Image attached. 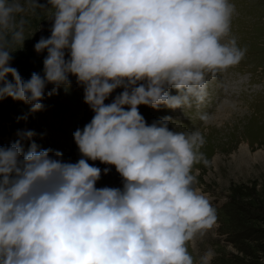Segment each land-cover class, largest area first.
Returning a JSON list of instances; mask_svg holds the SVG:
<instances>
[{
  "label": "clouds",
  "instance_id": "9594fccd",
  "mask_svg": "<svg viewBox=\"0 0 264 264\" xmlns=\"http://www.w3.org/2000/svg\"><path fill=\"white\" fill-rule=\"evenodd\" d=\"M47 5H50L48 7ZM0 0V99L44 108L45 95L76 78L94 115L73 138L81 158L41 148L32 137L0 146V264H196L188 243L211 229L216 209L196 188L195 163H208L198 130L177 132L171 117L151 124L139 105L182 108L205 91L206 73L247 53L231 35L230 0ZM52 20L43 75L11 66L26 20ZM11 74L12 80L7 79ZM53 85L46 93V86ZM122 88L111 100V94ZM176 89V94L170 90ZM127 106V107H125ZM114 165L122 187H96ZM109 168H104L107 174ZM209 249L200 264H210Z\"/></svg>",
  "mask_w": 264,
  "mask_h": 264
},
{
  "label": "rangeland",
  "instance_id": "374dc122",
  "mask_svg": "<svg viewBox=\"0 0 264 264\" xmlns=\"http://www.w3.org/2000/svg\"><path fill=\"white\" fill-rule=\"evenodd\" d=\"M38 2L47 5V0ZM230 2L236 9L231 35L241 48H247L241 62L227 70L206 73L205 91L183 109L138 106L148 124L167 116L171 117L170 129L198 130L205 138L199 151L208 163L194 164V186L209 197L217 221L188 243L196 264L209 249L214 253L210 264H264V0ZM21 17L27 21L26 39L23 44L13 45L10 63L27 80L33 72L43 75L47 50L37 53L34 44L41 36H50L52 20L39 9L35 15L23 13L17 19ZM7 79H13L11 74ZM70 79L67 89L61 86L56 96L45 95L40 111L31 112L30 104L10 96L0 99V146L19 139L26 151L31 141L22 138V133L31 130L36 133L32 140L41 148L58 150L64 161L77 162L81 153L73 133L90 122L94 112L84 102L83 88L76 78ZM52 88L48 84L46 93ZM122 90L117 88L105 103ZM170 92L175 95L176 89ZM88 162L102 170L96 187H122V177L114 165L99 160ZM106 167L110 171L104 174Z\"/></svg>",
  "mask_w": 264,
  "mask_h": 264
},
{
  "label": "trees",
  "instance_id": "16d2710c",
  "mask_svg": "<svg viewBox=\"0 0 264 264\" xmlns=\"http://www.w3.org/2000/svg\"><path fill=\"white\" fill-rule=\"evenodd\" d=\"M57 95V93L56 94H53V96H56ZM63 95H60L59 97H62ZM47 101L48 100H50V102H51V99H46Z\"/></svg>",
  "mask_w": 264,
  "mask_h": 264
}]
</instances>
